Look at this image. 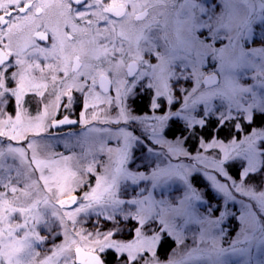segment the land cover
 Wrapping results in <instances>:
<instances>
[{
  "label": "snow or ice",
  "instance_id": "obj_1",
  "mask_svg": "<svg viewBox=\"0 0 264 264\" xmlns=\"http://www.w3.org/2000/svg\"><path fill=\"white\" fill-rule=\"evenodd\" d=\"M257 40L264 0H0V264H264Z\"/></svg>",
  "mask_w": 264,
  "mask_h": 264
},
{
  "label": "rangeland",
  "instance_id": "obj_2",
  "mask_svg": "<svg viewBox=\"0 0 264 264\" xmlns=\"http://www.w3.org/2000/svg\"><path fill=\"white\" fill-rule=\"evenodd\" d=\"M217 11H219V9H217ZM250 43V45L252 46V47H262V46H264V45H261V43L257 40L256 41V43L255 44H252L251 42H249ZM208 65L207 64H205V66H204V68L202 69V70H207L208 69ZM246 82V83H245ZM241 84H243L244 86H254L255 85V81L251 78V76H246L245 78H244V80H242L241 81ZM191 86H192V84L191 83H188L187 85H186V87H188L189 89L191 88ZM78 95V94H77ZM140 98H143V99H146V101H147V103H146V105H147V111L148 112H151L150 110H149V96L147 95V94H145V95H143L142 97H140ZM26 99V98H25ZM139 99V98H138ZM137 99V100H138ZM137 100H136V102H135V104H133L132 105V107H133V109H134V112H133V114L134 115H138L137 113H138V109H137ZM213 103L215 104L216 103V101H213ZM80 105V104H79ZM203 106L201 105V108H202ZM76 109L79 111V116H80V113H81V111H82V108L81 107H76ZM33 110V109H32ZM31 110V111H32ZM169 110H175V109H169ZM10 112V111H9ZM11 113V112H10ZM152 113V112H151ZM155 114H157V115H160V114H162L161 112H156ZM143 115H147L146 113L145 114H143ZM152 115V114H151ZM180 123H182V121H178V120H176L175 118L173 119V122H171V126L172 125H178V124H180ZM122 126V125H121ZM79 127V130H72V132L71 133H79L80 132V130L84 127V125H79L78 126ZM129 130H131V128L129 129ZM249 131H251L250 129H249ZM242 136H243V133L241 134V137L240 138H242ZM166 138H168V139H170L169 137H166ZM225 142H227V141H225ZM114 144H115V142H113V141H110L109 142V146H114ZM62 145H63V142H62ZM147 146V145H146ZM185 146V148L189 151V149H188V147L186 146V144L184 145ZM157 150H159L158 148H157ZM199 149H197L196 150V152L198 151ZM200 151H202V150H200ZM213 151H218V150H209V152L208 153H205V155H210V154H212V152ZM65 152V151H64ZM196 152L195 153H192L193 155H195L196 154ZM65 154H67L66 152H65ZM134 155L137 157V159L139 160V157H140V152L139 151H134ZM104 158H106V157H104ZM181 159H183V158H181ZM173 162H175V158H174V160H173ZM185 163H187V160H185L184 161ZM147 162H145V164H146ZM226 167H227V165H226ZM135 168L136 169H139V170H141V171H146V172H150V168H147L146 169V167H142L141 166V164L139 163V162H137V164L135 165ZM141 183V186H143L144 184H146L147 182H144V181H141L140 182ZM194 183V182H193ZM194 186L196 187V185L194 184ZM198 188V187H197ZM199 190H202V189H200V188H198ZM159 189H157V190H155L154 191V194L155 195H158V193H159ZM132 193H129V195H131ZM145 194H147V193H145ZM205 197L207 198V199H209L208 197H207V195L205 194ZM215 206L216 205H213V207L215 208ZM233 211H237V214H238V206H237V208H234L233 209ZM214 215H216V213H214ZM88 227H89V230H91V225H88ZM107 227V226H106ZM234 235V234H233ZM232 235V236H233ZM107 261L108 262H112L111 264H113V257L111 256V255H109V256H107Z\"/></svg>",
  "mask_w": 264,
  "mask_h": 264
},
{
  "label": "trees",
  "instance_id": "obj_3",
  "mask_svg": "<svg viewBox=\"0 0 264 264\" xmlns=\"http://www.w3.org/2000/svg\"><path fill=\"white\" fill-rule=\"evenodd\" d=\"M139 109H140V112H145L147 111V106L145 104V100L142 99L141 102H139ZM254 127H264V125H260L259 121H257V124L254 125ZM218 130V129H217ZM170 131L172 133H175V136H180L181 134V131H182V123L178 124V125H172L171 128H170ZM209 131H212V127L211 125H209V127L207 129H204L203 130V134H204V138L207 139L208 138V133ZM191 133H188V135H190ZM223 136L224 134L222 133L220 138L223 139ZM170 139H173L172 136H168ZM186 146L188 147L189 151L191 153H195L196 150L198 149L197 148V142H196V139L195 137H193L192 139L188 140L187 143H186ZM194 184L196 185V187L200 188V189H204V185H205V181L203 179L202 176L200 177H197V179L195 181H193ZM207 195V197L209 199L212 200V205H216L215 207H218L219 203H220V200H221V197H219L218 195L212 193V192H206L205 193ZM213 197H215L213 199ZM216 215H218V213H216ZM229 223H231L232 225H236V221L235 220H230ZM235 232V227H233L230 232H229V236H232ZM173 245L171 244V242H169V244L162 250V255H165L167 254L168 252L171 251ZM112 262H108V264H111Z\"/></svg>",
  "mask_w": 264,
  "mask_h": 264
},
{
  "label": "flooded vegetation",
  "instance_id": "obj_4",
  "mask_svg": "<svg viewBox=\"0 0 264 264\" xmlns=\"http://www.w3.org/2000/svg\"><path fill=\"white\" fill-rule=\"evenodd\" d=\"M26 99L31 100V96L26 97ZM142 99L143 98H139L137 100V109H138V113L137 114L138 115H143V114L146 113L147 115H151L152 113L151 112H148V111L140 112L139 102H141ZM144 100H145V104H146L147 101H146V99H144ZM27 106L29 107L30 110L33 109L32 111H33V114H34V112H35V104H34V102L31 103V104H29V105H27ZM76 107H81V106L79 105V103H75L73 105V107L70 110H68V111H64L63 108H62L61 109V113H62V115L69 116V118H71V119H76L77 120L79 118V111L76 109ZM8 110L10 112L12 111V105L11 104L9 105V109ZM79 125H81V124H79ZM79 125H66V126H62V128L60 130V133L61 134L71 133L73 129L74 130H79V127H78ZM55 150L58 151V152H64L65 151L64 148H63L62 142L56 146V149Z\"/></svg>",
  "mask_w": 264,
  "mask_h": 264
},
{
  "label": "water",
  "instance_id": "obj_5",
  "mask_svg": "<svg viewBox=\"0 0 264 264\" xmlns=\"http://www.w3.org/2000/svg\"><path fill=\"white\" fill-rule=\"evenodd\" d=\"M71 119V118H70ZM72 120H76V119H72ZM66 126V125H65Z\"/></svg>",
  "mask_w": 264,
  "mask_h": 264
}]
</instances>
